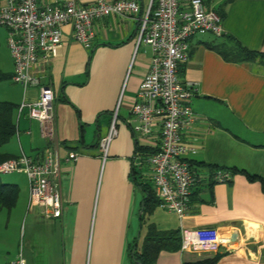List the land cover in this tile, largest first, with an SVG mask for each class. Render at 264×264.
Wrapping results in <instances>:
<instances>
[{
  "label": "crops",
  "instance_id": "0c3cea01",
  "mask_svg": "<svg viewBox=\"0 0 264 264\" xmlns=\"http://www.w3.org/2000/svg\"><path fill=\"white\" fill-rule=\"evenodd\" d=\"M136 1L141 11L135 18L110 15L93 22L90 49L75 41L71 26L64 25L55 56L37 68L55 94L63 211L58 218H44L39 206L28 209V184L16 183L17 202L8 212L10 217L24 216L26 264H130L129 250L140 249L149 225L179 233L183 228H216L223 240L211 254L183 251L180 246L162 250L154 264L192 263L215 255L212 264H264V191L258 179L245 175L264 179V67L226 61L210 48L232 37L248 49L264 51V0H202L205 8L221 14L223 32L196 34L188 40V58L180 64L178 76L195 83L197 93L190 101L195 121L182 132V139L196 149L190 160L200 171L210 172L212 165L237 172L227 182L209 179L196 185L182 217L160 205L144 214V192L135 181L139 176L149 179V167L138 158L136 146L155 149L159 144V134L137 140L131 129V108L152 56L147 44H136L139 17L151 0ZM3 3L0 0V6ZM188 8L189 0H179L180 11ZM10 61L9 69H0L10 74L0 81V101L19 105L24 98L34 99L37 87L24 90L12 81L11 56ZM115 110L118 133L104 157L98 143ZM14 119L15 135L2 151L39 161L49 143L38 123L26 108H17ZM72 152L77 158L66 161Z\"/></svg>",
  "mask_w": 264,
  "mask_h": 264
},
{
  "label": "built area",
  "instance_id": "2783aa9c",
  "mask_svg": "<svg viewBox=\"0 0 264 264\" xmlns=\"http://www.w3.org/2000/svg\"><path fill=\"white\" fill-rule=\"evenodd\" d=\"M141 6L136 0H94L77 4L75 0L39 3L38 0H4L0 6V27L7 30V44L13 60L11 79L24 90L37 87L34 99L24 98L18 105L39 126L49 149L39 161L20 153L0 162V173H24L28 180L27 208H41L44 218L62 215L59 188L60 158L55 134L54 91L41 80L38 66L49 62L62 42L63 26H71L75 41L90 49L94 40L93 22L116 15L135 18ZM221 16L203 6L202 0H189V8L179 10V0H151L139 17L136 44H147L152 52L149 70L143 77L131 108V129L137 140L159 134L156 152L140 156L149 167V180L159 205L182 217L188 207L192 189L211 179L227 182L228 169L200 171L190 160L196 149L182 139V132L195 121L190 101L197 93L196 84L178 76L181 63L188 58V40L196 34L223 32ZM117 111L113 113L107 134L99 140L103 156L117 135ZM70 153L66 161L75 160ZM222 239L216 228H183L180 250L211 254ZM10 264H26L22 242Z\"/></svg>",
  "mask_w": 264,
  "mask_h": 264
},
{
  "label": "trees",
  "instance_id": "16d2710c",
  "mask_svg": "<svg viewBox=\"0 0 264 264\" xmlns=\"http://www.w3.org/2000/svg\"><path fill=\"white\" fill-rule=\"evenodd\" d=\"M221 15V14H220ZM210 48L217 51L224 60L231 62L250 61L257 62L264 67V51H255L241 45L232 37H226L223 43L210 45ZM10 74L0 71V81L8 79ZM18 105L9 101H0V162L11 158L12 156L2 151L5 145L16 132V122L14 119L15 110ZM156 148L146 146H136L135 153L139 156H144L156 152ZM210 172L220 167L209 165ZM223 169V168H221ZM231 173L237 172L236 169L227 168ZM241 171V170H240ZM135 170L133 171V173ZM249 180L258 179L261 183L262 191H264V179L255 175L245 173ZM139 188L144 192L142 200V212L148 214L159 205V200L156 197L149 179H135ZM19 193V187L16 183H0V211L3 208L10 210L16 205ZM180 246V233L177 230L162 231L154 225H149L146 236L140 249L132 246L129 250L130 264H154L157 256L162 250H178ZM218 255L210 258H205L200 261L185 263V264H212Z\"/></svg>",
  "mask_w": 264,
  "mask_h": 264
},
{
  "label": "rangeland",
  "instance_id": "374dc122",
  "mask_svg": "<svg viewBox=\"0 0 264 264\" xmlns=\"http://www.w3.org/2000/svg\"><path fill=\"white\" fill-rule=\"evenodd\" d=\"M0 27V69L6 70L10 66V56L7 47L8 33ZM7 80V79H6ZM3 84H0V90ZM1 95V92H0ZM28 184L24 173H0V183ZM13 210V209H12ZM15 212V211H13ZM24 216L20 214L9 215L8 209L0 211V264H8L9 260L14 259L18 253L20 242H22L21 231L24 229Z\"/></svg>",
  "mask_w": 264,
  "mask_h": 264
}]
</instances>
